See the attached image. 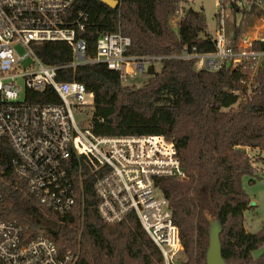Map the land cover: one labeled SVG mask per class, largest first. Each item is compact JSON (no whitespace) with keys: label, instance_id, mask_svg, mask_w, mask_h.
<instances>
[{"label":"trees","instance_id":"1","mask_svg":"<svg viewBox=\"0 0 264 264\" xmlns=\"http://www.w3.org/2000/svg\"><path fill=\"white\" fill-rule=\"evenodd\" d=\"M115 1L117 9L102 0H73L68 25L76 26L78 14H83L84 28L78 35L86 41L87 60L95 56L100 36L118 32L131 39L128 56H176L186 48L215 51L202 11L186 9L174 29L171 20L177 15L178 0ZM245 24L236 30V38L252 22ZM34 49L46 65L59 67V81L80 82L94 95L87 126L95 135H164L174 142L186 178H162L157 185L178 228L185 256L181 264H206L215 220L222 226V256L227 263L264 264V254L253 256L264 247V222L259 232L245 229L243 215L251 206L241 184L243 178L253 184L263 176L251 165L246 149L264 151V67L259 85L249 95L241 84L247 74L241 66L197 71L194 60L179 59L162 61L160 71L151 65L148 79L135 88L104 64L64 68L73 61L66 42L38 43ZM237 91L239 95L234 94ZM29 95L37 103H59L51 89ZM12 159L11 149L1 142L0 220L17 221L30 240L44 236L62 254L71 251L76 264H164L135 216L114 225L100 219L93 189L99 175L83 159L69 161L77 200L65 215L40 204L25 180L15 175Z\"/></svg>","mask_w":264,"mask_h":264},{"label":"built area","instance_id":"2","mask_svg":"<svg viewBox=\"0 0 264 264\" xmlns=\"http://www.w3.org/2000/svg\"><path fill=\"white\" fill-rule=\"evenodd\" d=\"M213 1L214 52L186 48L176 56H128L131 39L118 32L100 36L95 56L87 60L86 41L78 35L84 28L83 14H78L76 26L68 25L73 0H0V143L11 149L15 175L25 180L41 205L65 215L77 200L69 161L83 159L99 175L93 189L100 219L114 225L135 216L161 252L164 264H172L173 256L182 250L169 202L157 185L162 178H186L174 142L164 135H95L87 121L79 123L75 118V111L93 109L94 95L80 82L59 81V67L42 62L34 46L66 42L72 47L73 61L64 68L104 64L118 72L125 84L164 60H194L197 71L241 66L247 71L241 84L249 95L259 85L264 67V0ZM194 4L195 0H178L177 15L171 22L177 24ZM247 21L252 24L236 38V30ZM255 43L263 47L255 48ZM15 45L26 50L25 56H16ZM26 58L30 62L23 65ZM47 89L57 95L59 103L31 100L29 94ZM246 151L251 165L264 174V151ZM76 263L71 251L62 254L44 236L30 240L17 221L0 220V264Z\"/></svg>","mask_w":264,"mask_h":264},{"label":"rangeland","instance_id":"3","mask_svg":"<svg viewBox=\"0 0 264 264\" xmlns=\"http://www.w3.org/2000/svg\"><path fill=\"white\" fill-rule=\"evenodd\" d=\"M193 8L202 11L205 14L206 21L208 24V30L212 37L215 36L216 32V21H215V4L213 0H195ZM171 26L176 29L177 24L171 22ZM14 52L17 57H23L26 54V50L21 45L14 46ZM30 62V58H26L22 64L26 65ZM156 71H160L162 68L161 63L152 64ZM147 73V72H146ZM144 73L135 78H131L126 85L139 88L148 79V75ZM91 109H85L84 111H75V118L77 122L83 123L88 122L91 118ZM242 188L248 195L251 203L255 205L244 212V226L245 229L251 233L259 232L262 229L264 222V174L262 177L256 179L253 184L248 183L247 178L242 179ZM185 260V256L182 250H179L176 255L173 256L172 264H181Z\"/></svg>","mask_w":264,"mask_h":264},{"label":"water","instance_id":"4","mask_svg":"<svg viewBox=\"0 0 264 264\" xmlns=\"http://www.w3.org/2000/svg\"><path fill=\"white\" fill-rule=\"evenodd\" d=\"M103 3L111 7L112 9H117L119 2L115 0H102ZM255 204L251 203V207ZM222 233V226L218 220H215L210 226L209 231V247L206 253V264H229L222 256V245L220 235ZM264 254V247L253 252L255 259L260 258Z\"/></svg>","mask_w":264,"mask_h":264},{"label":"crops","instance_id":"5","mask_svg":"<svg viewBox=\"0 0 264 264\" xmlns=\"http://www.w3.org/2000/svg\"><path fill=\"white\" fill-rule=\"evenodd\" d=\"M249 232V231H248Z\"/></svg>","mask_w":264,"mask_h":264}]
</instances>
